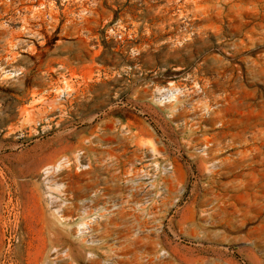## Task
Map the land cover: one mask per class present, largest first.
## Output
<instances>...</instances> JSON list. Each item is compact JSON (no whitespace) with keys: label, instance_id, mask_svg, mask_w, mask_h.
Returning <instances> with one entry per match:
<instances>
[{"label":"rangeland","instance_id":"374dc122","mask_svg":"<svg viewBox=\"0 0 264 264\" xmlns=\"http://www.w3.org/2000/svg\"><path fill=\"white\" fill-rule=\"evenodd\" d=\"M0 264H264V0H0Z\"/></svg>","mask_w":264,"mask_h":264},{"label":"built area","instance_id":"2783aa9c","mask_svg":"<svg viewBox=\"0 0 264 264\" xmlns=\"http://www.w3.org/2000/svg\"><path fill=\"white\" fill-rule=\"evenodd\" d=\"M17 74H19V73H11V77H13V76H15V75H17ZM204 146H205V148L208 146L207 144H204ZM203 146V147H204ZM76 156H77V160H76V163L77 164H79V166L81 165V168H86L88 165L87 164H85V162H82V164H80V158L83 156V151L82 150H79L78 152H76ZM61 163V164H65V163H68L66 166H69L70 164H71V161H69L68 160V158H66V157H62L59 161H58V163ZM57 165V164H56ZM213 165H215V164H211L210 165V167L211 166H213ZM170 169H171V167H170ZM160 189V191H158L156 194H154V197L155 198H158L160 195H161V188H159ZM161 255H164V251H162L161 252Z\"/></svg>","mask_w":264,"mask_h":264},{"label":"bare ground","instance_id":"6f19581e","mask_svg":"<svg viewBox=\"0 0 264 264\" xmlns=\"http://www.w3.org/2000/svg\"><path fill=\"white\" fill-rule=\"evenodd\" d=\"M169 89H170V88H169ZM162 90H163V89H162ZM170 94H171V93H170ZM170 94H169V95H170ZM164 95H165V94H164ZM161 97H162V96H161ZM171 98H172V97H171ZM171 98H170V99H171ZM67 164H68V163L61 164V163L59 162V163H57L56 166H48V167H46V168H45V171H46L47 173H49L50 169H53V170H56V171L58 170V171H59L61 168L65 167ZM83 224H84V223H83ZM83 224H81V225L79 226V231H78V232H80V233L85 232V231H84L85 228H84V225H83ZM86 224H87V223H86ZM86 224H85V225H86ZM83 228H84V229H83ZM86 232H87V231H86Z\"/></svg>","mask_w":264,"mask_h":264}]
</instances>
